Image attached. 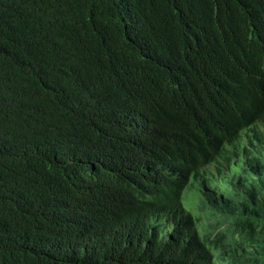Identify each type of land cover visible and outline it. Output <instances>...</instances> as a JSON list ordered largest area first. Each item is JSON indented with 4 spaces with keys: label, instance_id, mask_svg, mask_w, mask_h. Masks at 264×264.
Here are the masks:
<instances>
[{
    "label": "trees",
    "instance_id": "trees-1",
    "mask_svg": "<svg viewBox=\"0 0 264 264\" xmlns=\"http://www.w3.org/2000/svg\"><path fill=\"white\" fill-rule=\"evenodd\" d=\"M0 264H264V0H0Z\"/></svg>",
    "mask_w": 264,
    "mask_h": 264
},
{
    "label": "rangeland",
    "instance_id": "rangeland-1",
    "mask_svg": "<svg viewBox=\"0 0 264 264\" xmlns=\"http://www.w3.org/2000/svg\"><path fill=\"white\" fill-rule=\"evenodd\" d=\"M210 168H213V166ZM194 183H197V180L193 177L192 183L184 191L183 202L185 207L198 218L197 228L199 232L203 236H206L208 233L215 230V226L208 222V219L214 218V216L207 204V199L202 194L203 188L198 190L195 186H193ZM201 183H203L202 178L198 180V184Z\"/></svg>",
    "mask_w": 264,
    "mask_h": 264
},
{
    "label": "clouds",
    "instance_id": "clouds-1",
    "mask_svg": "<svg viewBox=\"0 0 264 264\" xmlns=\"http://www.w3.org/2000/svg\"><path fill=\"white\" fill-rule=\"evenodd\" d=\"M230 145V144H229ZM212 166H213V168L212 169H214V170H216L215 169V167H214V165L212 164ZM211 166H209L208 168H207V170L209 171V173L212 175V171H211V168H210ZM206 171V170H205ZM202 178V175H200L199 176V178H198V180L199 179H201ZM218 183H221V181H217ZM197 189H198V187H197ZM199 190V189H198ZM222 228H215V230L213 231V232H210V233H208L206 236H211L212 235V237L213 236H215V234H217V232L218 231H220ZM201 234V233H200ZM202 235V234H201ZM218 250L216 249V248H214V254L217 252Z\"/></svg>",
    "mask_w": 264,
    "mask_h": 264
}]
</instances>
